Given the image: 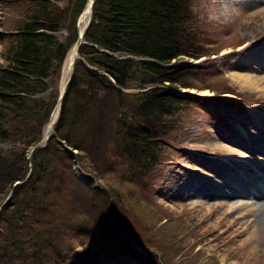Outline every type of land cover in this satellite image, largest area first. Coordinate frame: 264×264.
<instances>
[{"label":"trees","instance_id":"trees-1","mask_svg":"<svg viewBox=\"0 0 264 264\" xmlns=\"http://www.w3.org/2000/svg\"><path fill=\"white\" fill-rule=\"evenodd\" d=\"M21 1L25 15L16 21L0 64V143L23 144L18 151L0 147V205L13 188L0 210V264H85L83 244L66 241L68 202L72 214L82 215L92 207L90 197L102 192L109 203L119 193L115 185L156 171L165 136L182 113L214 99L183 89L208 87L213 66L194 61L217 49L205 42L195 0H94L53 131L28 160L57 103L62 65L87 0L71 10L64 40L57 32L69 18L71 0ZM72 150L90 176L87 183L73 173ZM93 179L101 187H91ZM143 202L152 220L168 222ZM110 217L117 230L110 231L107 256L120 252L113 254L115 246L137 256L128 246L129 234L137 237L134 224L120 212ZM76 222L75 236L84 227Z\"/></svg>","mask_w":264,"mask_h":264},{"label":"rangeland","instance_id":"rangeland-1","mask_svg":"<svg viewBox=\"0 0 264 264\" xmlns=\"http://www.w3.org/2000/svg\"><path fill=\"white\" fill-rule=\"evenodd\" d=\"M71 1L69 18L57 32L62 40L69 35L71 10L81 2ZM217 1L195 0L193 5L194 15L204 28L205 42L217 49L216 53L205 57V64L213 66L207 79L208 87L183 90L214 99L201 100L182 113L177 126L165 136L161 164L148 178L121 187L115 185L120 190L116 195H110L109 203L105 202L102 192L90 197L92 207H86V213L79 216L70 212L68 202L64 215L72 223L67 225L66 241L73 246L83 244L85 264H150L151 261L162 264L161 255L165 264H264V227H256L252 215L233 211L226 203L239 198L247 202L264 201V79L254 89L242 86L243 81L231 76L238 73L260 77L264 76V71L239 66L244 59L242 53H238L240 46H231L227 42L236 37V30L239 34L250 35L249 38L252 31L245 23L234 21L236 17H232L237 10L221 9L216 13ZM25 8L21 0H0V64L4 63L1 56L9 44L11 31L17 25L16 21L25 15ZM230 48L237 49L232 54L223 52ZM261 64L264 66V62ZM67 76L68 71L63 75L62 68L59 88ZM211 88L224 93L216 94ZM226 135L233 137L234 142L228 141ZM246 136L252 138V143L247 142ZM218 142L222 149H213ZM0 147L5 151H18L23 144L8 140L1 142ZM78 167L80 165L73 166L76 174ZM78 173L89 176L82 171ZM188 179L191 183L183 185ZM169 183L180 191L169 193ZM89 184L91 187L99 185L96 179ZM214 184L226 192H231L226 185L238 186L239 190L252 192L257 197L202 199L200 192L209 193ZM195 185L199 187L197 194L187 196ZM143 201L154 209V215L166 214L168 222L163 218L152 220V212L147 211L148 206ZM114 212H120L125 220L134 224L137 237L132 238L129 234L128 246L137 256L123 255L116 246L113 254L117 250L120 252L113 259L107 256L110 231L115 234L117 230L116 222L110 217ZM76 221H84L77 236L74 232L81 224ZM248 221L247 228L244 222ZM253 232L255 240L248 242Z\"/></svg>","mask_w":264,"mask_h":264},{"label":"bare ground","instance_id":"bare-ground-1","mask_svg":"<svg viewBox=\"0 0 264 264\" xmlns=\"http://www.w3.org/2000/svg\"><path fill=\"white\" fill-rule=\"evenodd\" d=\"M217 3L218 5L214 6L215 7L214 11L216 13L221 11V9L223 10L228 9V11L230 12H234L235 10H237L238 12L235 13V15L232 17V18L236 17L234 21H241L245 23L247 27L252 31V36L251 38H249L250 35L246 36V35L239 34V31L237 33V30H236L235 31L236 37L233 40L227 42L231 46H234V45L240 46V47L238 46L240 49L237 47L239 51L238 53H242V55L244 56V59L242 60L243 61L242 63H239V66H242L247 69H254V70L257 69V70L264 71V66L261 64L262 62H264V0H218ZM88 9L89 7L87 3L82 14L78 18V22H77V32L78 33H82L84 31L85 26L88 22V19H89ZM0 14H1V11H0ZM240 24L242 25V23ZM238 25H239V22H237V26ZM230 26L233 27V25H230ZM242 44L243 46L241 47ZM237 48L226 49L223 52H229L232 54V52L235 51V49ZM75 57H76V48L73 45L67 51V54H66V57L63 63V67H62L63 75L65 74L66 70L68 71V67ZM231 76L235 80L243 81L240 83L242 86L248 85V87H251L254 89H256L257 86H259L260 82L264 79V76H260V77L247 76V75H240L238 73H232ZM55 119H56V114L54 115V120ZM47 130H48V126L44 129V132H43L44 136L47 134ZM225 137L230 142H234L233 140H235L233 137L230 138V136H227V135ZM248 137L249 136H246L247 142L252 143L251 141L252 138L251 137L248 138ZM219 148L222 149L221 145L218 142L213 149H219ZM189 183H191V179L183 181V185L185 186ZM195 187L192 193L188 194L187 196H193L197 194V188L199 189V187L197 185H195ZM226 187H228L229 190H231V192H226L222 188L218 187V185L214 184L211 187L212 189L209 191V193L200 192V197L202 199H206L212 196H221L223 197V199L226 198L227 196H229L227 198H231V197L233 198V197H237L240 195H244L248 198H250L251 196H254V198L257 197V195L253 194L252 192L242 191L243 189L241 188L239 190L238 186L235 188L233 185H226ZM167 188L169 190L168 192L171 194H175L180 191V188H176L175 185L171 187L170 183L167 185ZM226 203H227V207L233 211L241 212L243 215H246V214L252 215L253 224L256 227L257 226L259 228L264 227V201L257 200V201L247 202L239 198L236 200H231L230 203L228 202ZM203 204H205V202H203ZM193 208H196V206L193 205ZM249 222L250 221L244 222L247 228L249 226L248 224ZM253 240H255L254 232L248 239V242H251Z\"/></svg>","mask_w":264,"mask_h":264},{"label":"water","instance_id":"water-1","mask_svg":"<svg viewBox=\"0 0 264 264\" xmlns=\"http://www.w3.org/2000/svg\"><path fill=\"white\" fill-rule=\"evenodd\" d=\"M93 2H94V0H89V1H88V7H89V9H88L89 19H88V22H87V24H86V26H85V29H86V27H87V25H88V23H89V21H90L91 10H92ZM81 14H82V13H81ZM85 29H84V31H85ZM84 31H83L82 33H78L77 39H76L75 44H74V46H75V48H76V57H77V48H78L79 44L82 42ZM76 57H75V58H76ZM75 58H74V60H75ZM74 60L71 62V64H70L69 67H68V77H67L65 83L63 84V87H62V89H61V92H60V95H59V99H58V101H57V104L55 105L53 111H52L51 114H50L49 121H48V125H47V126H48L47 134H46V135H45V136H44L39 142H37V143L32 147V149H31L30 152H32L34 149H36V148L42 146V145L45 143V141L47 140L50 131L52 130L51 127H52V124H53V122H54V115L57 114V112H58V109H59V105H60V103H61L62 96H63V94H64V92H65V89H66V87H67V85H68V83H69L71 77H72ZM29 157H30V156H29ZM17 183H19V182H17ZM12 189H13V188H12ZM12 189H11V191H12ZM11 191L9 192L8 196L5 198V200L3 201V203L0 205V210H1L2 206L5 204V202L9 199V197H10V195H11Z\"/></svg>","mask_w":264,"mask_h":264}]
</instances>
